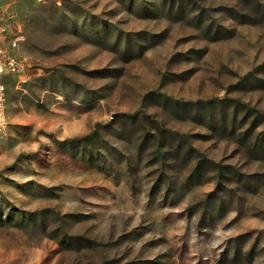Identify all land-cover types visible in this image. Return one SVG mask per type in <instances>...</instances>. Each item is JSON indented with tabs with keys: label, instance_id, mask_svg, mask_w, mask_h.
<instances>
[{
	"label": "rangeland",
	"instance_id": "rangeland-1",
	"mask_svg": "<svg viewBox=\"0 0 264 264\" xmlns=\"http://www.w3.org/2000/svg\"><path fill=\"white\" fill-rule=\"evenodd\" d=\"M19 35L0 264H264V0H0Z\"/></svg>",
	"mask_w": 264,
	"mask_h": 264
},
{
	"label": "built area",
	"instance_id": "built-area-1",
	"mask_svg": "<svg viewBox=\"0 0 264 264\" xmlns=\"http://www.w3.org/2000/svg\"><path fill=\"white\" fill-rule=\"evenodd\" d=\"M19 35H9L0 23V136L6 135L8 122L5 113L6 86L4 79L21 73L23 61L17 55L21 41Z\"/></svg>",
	"mask_w": 264,
	"mask_h": 264
}]
</instances>
